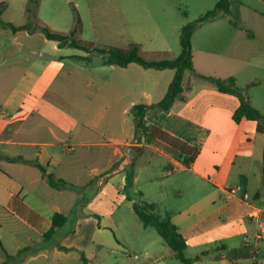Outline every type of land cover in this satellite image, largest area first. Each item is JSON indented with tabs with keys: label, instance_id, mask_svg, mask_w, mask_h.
I'll return each mask as SVG.
<instances>
[{
	"label": "crops",
	"instance_id": "crops-1",
	"mask_svg": "<svg viewBox=\"0 0 264 264\" xmlns=\"http://www.w3.org/2000/svg\"><path fill=\"white\" fill-rule=\"evenodd\" d=\"M258 1L264 6V0ZM240 5V10L232 11L230 3V12H226L232 26L228 36L218 43L219 47L201 51L203 66H196L195 61L196 72L221 78L235 76L239 85V73L250 70V58L259 43L257 37L264 33V8L252 0H241ZM5 6L2 19L10 5ZM27 6L29 2L25 9ZM235 15L239 20L233 21ZM3 20L15 25L30 23ZM206 22L213 28L223 24L213 17ZM94 42L97 44L98 39ZM88 55L76 47L60 46L40 29H0V264L7 254L18 255L27 247L30 250L22 259L10 264H31L46 257L50 249L37 250L35 244L44 241L56 213L70 216L75 210L77 192L71 186H53L50 174L56 181L64 179L71 184L99 178V183L118 182L123 189L128 179L124 171L108 177L106 173L125 159L131 145L143 146L135 162L143 152H149L142 155L148 165L140 163L136 184L146 168L165 166L162 176L152 169L147 176L159 186V195H166L169 183H164V178L175 172L187 173L185 185L170 184V188L177 185L176 192L182 197L168 208H163L161 196L142 201L154 202L161 214L170 215L186 240V255L193 264L214 242L231 237L236 223L244 228L245 241L250 240L246 243L254 240L257 244L258 221L264 210V167L262 173L256 171L255 140L259 136L264 143V133L258 131L255 120L235 121L234 112L241 104L239 97L188 72V77L184 75L186 100L178 99L168 111L150 110L157 112L158 121L151 120L148 114V124L200 147L195 161L187 165L181 152L169 143L158 138L150 143L140 141L131 112L135 104L152 105L162 100L176 69L146 68L138 62L127 66L105 64L102 55L99 61L93 60V55L88 59L78 57ZM213 56L222 60L220 67H211L207 62ZM194 58L193 53V63ZM237 184L243 190L234 194L230 189ZM184 186L191 188L195 196L192 200L184 196ZM170 190L173 192L174 188ZM145 195L141 192L142 197ZM132 202L134 209L136 200ZM93 215L84 218L87 227H82L80 220L77 240L54 245L53 252L60 255L63 248L83 249L86 246L81 241L85 236H91L99 250L105 251L109 246L105 235L108 226ZM165 244L168 255L175 256L166 241ZM225 248L222 243L213 258ZM154 250L147 252L145 259L153 256L152 263L168 264ZM191 251L195 256L188 255ZM85 258L90 264V259ZM79 260V264H86L83 257Z\"/></svg>",
	"mask_w": 264,
	"mask_h": 264
},
{
	"label": "rangeland",
	"instance_id": "rangeland-1",
	"mask_svg": "<svg viewBox=\"0 0 264 264\" xmlns=\"http://www.w3.org/2000/svg\"><path fill=\"white\" fill-rule=\"evenodd\" d=\"M2 1L5 2L4 5L1 4ZM240 1L230 0L232 11L240 10ZM252 1L260 8H264L258 0ZM27 2H29V6L25 9ZM218 2L219 0H40L37 8L34 3H31V0H0V6L10 5L4 14L3 19L5 20L33 24L43 22L51 29L61 32H69L73 29L77 11L83 25L80 38L90 41L98 39L96 45L108 46L106 48L112 46L127 48L130 43H140L148 56H151L153 52L162 51L170 58L177 57L183 50L184 27L188 24H197L191 35L192 52L196 56L194 65L196 61V66L202 67L201 51L206 48L219 47L218 43L220 44L226 39L229 27H232L229 22L230 16L224 10H220ZM208 13L215 14L212 17L218 18L220 23H223L220 28H213L210 22H206L210 18L203 22L200 21V18ZM232 19L233 21L239 20L236 15ZM4 27L5 25L0 22V29ZM257 38L259 43L256 42L255 52L250 58L253 65H250L248 72L242 73L241 71L239 73L241 80L239 86L251 96L256 107L264 114V33ZM216 52L214 51V53ZM92 55L93 60L99 61L100 54L93 53ZM207 62L212 65L211 67H217L222 63V60L213 56ZM196 66L195 70L197 71ZM188 72L192 73L187 70L186 77H188ZM213 76L215 75L213 74ZM249 83L251 85L247 88ZM156 113L148 112L151 120L158 121ZM255 144L258 148L255 150L254 165L256 171L262 173L264 143L258 136ZM148 153L145 151L142 155L147 156ZM142 155L133 165H128L123 170L128 177L123 189L119 188L121 186L118 182L99 183V178L89 183H73L72 188L79 195L75 210L51 242L43 241L35 244L37 250L42 248L50 250L46 257H40L32 261L31 264H79V257L83 256L90 259V264H154L152 262L155 257L150 256L145 259L146 253L152 252L153 249L158 251L168 264H183L177 257L168 255L169 247L166 246L164 239L155 227L143 225L133 209L132 200L134 199L136 202L152 201L157 196H161L163 208L166 209L170 203L173 204L182 197L176 192L177 185H172L170 188V184L185 185L188 183V175L185 172H175L169 178H164V183H169V186L165 188L169 193L159 195V186L151 183L147 175L152 169L162 176L167 167L156 165L153 168H146L136 184L135 176L140 163L148 165L142 161L144 157ZM241 182L245 183L246 181ZM173 188L172 192L170 189ZM183 190L186 198L192 200L195 197L191 188L184 186ZM141 192L146 195L142 197ZM94 213L96 214L93 215ZM89 215L97 217L99 221L103 220V224L108 226L105 232L109 242L108 248L105 251L99 250L98 244L91 239V236H85L81 241L86 246L83 249L80 247L63 248V254L56 255L52 250L53 246L65 245L77 240L76 232L79 222L82 220V227H87L84 218ZM233 227H235L233 229L235 233L231 237L218 240L210 245L207 253L201 255L197 264H255L259 259L264 258V240L258 241L257 244L253 240L248 244L245 241L247 234L244 232V228L237 223ZM222 243L226 245V248L222 250L223 254L220 253L217 258H213ZM228 248H230L229 251ZM106 252L108 253L105 254ZM188 255L192 257L195 256V253L191 251L188 252Z\"/></svg>",
	"mask_w": 264,
	"mask_h": 264
},
{
	"label": "trees",
	"instance_id": "trees-1",
	"mask_svg": "<svg viewBox=\"0 0 264 264\" xmlns=\"http://www.w3.org/2000/svg\"><path fill=\"white\" fill-rule=\"evenodd\" d=\"M39 2L40 0H31V3H34L37 8L39 7ZM230 3V0H219L218 7L220 10L230 12ZM3 7L4 6H0V22L5 26L10 27L15 32L21 29H29L31 31L40 29L49 39L58 41L59 45L62 47H76L89 53L88 56H78L80 58L88 59L93 53H98L103 56V62L105 64L127 66L131 62H138L146 68L176 69V75L170 84L167 94L162 100L152 105L145 103L135 104L132 107L131 112L136 123L140 141L144 140L145 143H150L154 138H158L169 143L181 152L184 162L187 165H191L195 161L200 152V147L198 145L189 144L157 125H150L147 121V115L150 110L157 108L159 110L168 111L178 99L186 100L187 97L184 94V75L187 70H190L193 74L203 79L211 81L220 91L237 95L241 104L234 112L233 118L235 121L240 123L244 119L255 120L257 122L258 131L264 133V114L260 109L253 105L251 96L238 85L235 76L221 78L196 72L193 63L191 35L197 27V24H188L184 27V34L182 37L183 50L177 57L170 58L162 51L153 52L151 56H148L143 51L140 43H130L127 48L117 46L102 48L97 46L94 41L80 38V35L83 32V25L81 17L77 11L73 29L69 32H61L53 30L44 24L26 23L23 25H15L11 22L4 21L1 18ZM29 10H31V8H29ZM214 15L215 14L213 13H208L202 16L200 21L203 22ZM250 85L251 83L248 84L247 88H249ZM39 166L44 172H46L45 167L42 165ZM49 180L51 184L56 187L73 186L64 179L56 181L51 174L49 175ZM134 209L145 226H154L157 229L159 234L174 251L175 256L180 259L183 264H193V260L186 255V240L180 233L177 225L172 221L170 215L161 214L158 211V205L154 202H135ZM68 220L69 216L61 212L56 213L53 217L52 227L44 235V241L51 242L57 234V231L65 226ZM28 250H30V247L22 249L18 255L7 254V259L2 264H10L12 261L14 262L22 259V255ZM83 259L85 260V263L88 264V261L84 256Z\"/></svg>",
	"mask_w": 264,
	"mask_h": 264
},
{
	"label": "water",
	"instance_id": "water-1",
	"mask_svg": "<svg viewBox=\"0 0 264 264\" xmlns=\"http://www.w3.org/2000/svg\"><path fill=\"white\" fill-rule=\"evenodd\" d=\"M143 149L141 145H131L125 159L112 171L106 173V177L123 171L128 165H133L139 152Z\"/></svg>",
	"mask_w": 264,
	"mask_h": 264
},
{
	"label": "built area",
	"instance_id": "built-area-1",
	"mask_svg": "<svg viewBox=\"0 0 264 264\" xmlns=\"http://www.w3.org/2000/svg\"><path fill=\"white\" fill-rule=\"evenodd\" d=\"M243 190V186L241 184H237L236 186L232 187L230 191L234 194L238 193L239 191ZM249 194L246 192L245 197L247 198ZM263 212V218L259 219L258 221V229L256 233V238L258 241H261L262 239L264 240V210ZM247 242H250L248 238H246ZM255 264H264V258L259 259Z\"/></svg>",
	"mask_w": 264,
	"mask_h": 264
}]
</instances>
